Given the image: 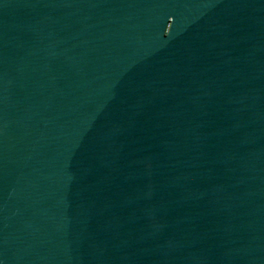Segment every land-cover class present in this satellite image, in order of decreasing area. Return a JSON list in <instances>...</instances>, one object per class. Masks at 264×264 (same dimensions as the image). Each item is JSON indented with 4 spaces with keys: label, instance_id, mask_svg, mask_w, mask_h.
Returning a JSON list of instances; mask_svg holds the SVG:
<instances>
[{
    "label": "water",
    "instance_id": "water-1",
    "mask_svg": "<svg viewBox=\"0 0 264 264\" xmlns=\"http://www.w3.org/2000/svg\"><path fill=\"white\" fill-rule=\"evenodd\" d=\"M0 264H264V0H0Z\"/></svg>",
    "mask_w": 264,
    "mask_h": 264
}]
</instances>
